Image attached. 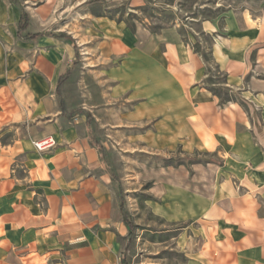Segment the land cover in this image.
<instances>
[{
    "label": "crops",
    "instance_id": "obj_1",
    "mask_svg": "<svg viewBox=\"0 0 264 264\" xmlns=\"http://www.w3.org/2000/svg\"><path fill=\"white\" fill-rule=\"evenodd\" d=\"M60 1L19 0L28 15L19 33L20 7L0 0V264H118L126 249L86 117L59 107V79L80 54L49 35L64 34L49 29ZM222 22L200 25L213 37L211 57L226 87L246 108L219 103L207 65L176 28L131 32L97 18L82 42L105 63L107 110L122 103L116 123L143 128L136 140L158 156L180 148L216 159L160 166L153 180L154 197L168 202L161 216L191 231L183 242L193 264H264V16L228 12ZM48 139L53 147L35 148Z\"/></svg>",
    "mask_w": 264,
    "mask_h": 264
},
{
    "label": "rangeland",
    "instance_id": "obj_2",
    "mask_svg": "<svg viewBox=\"0 0 264 264\" xmlns=\"http://www.w3.org/2000/svg\"><path fill=\"white\" fill-rule=\"evenodd\" d=\"M228 12L239 19L243 13L253 19L261 18L264 16V0H63L51 15L49 29L70 35L75 50L78 52L80 49L77 64L60 83L64 108L69 113L85 109L93 116L95 124L92 134L103 147L109 169L116 177L114 191L116 193L119 189L122 193L137 227L134 242L119 255L118 264H123L121 259L125 264H193L183 242L184 236L191 234V231L185 223L174 224L165 220L161 215L169 211L168 202L155 198L151 192L157 169L163 164L156 157L175 160L191 156L185 155L180 148L171 155L162 153L158 156V153L136 140L143 128L139 130L138 125L125 127L116 123L120 119L116 116L120 117L122 113V103L119 101L114 104L113 110H107L111 83L106 79L105 63L98 62L99 58L84 45L87 42L82 41H85V35L91 29L96 28L92 23L97 18L124 24L130 31L131 27H134L133 31L136 27H144L151 33L153 30L160 33L164 29L176 28L184 41L192 46L198 44L210 55L211 69L210 72L207 70V77L209 82L216 85L214 87L224 93L225 74L215 66L210 52L213 37L203 33L200 24L212 19L222 24ZM7 29L10 30L9 27ZM227 93L241 99L236 91ZM56 102L58 104V99ZM113 123L117 125H111ZM194 154L201 159L212 158L201 152ZM161 174L168 177L163 171Z\"/></svg>",
    "mask_w": 264,
    "mask_h": 264
},
{
    "label": "trees",
    "instance_id": "obj_3",
    "mask_svg": "<svg viewBox=\"0 0 264 264\" xmlns=\"http://www.w3.org/2000/svg\"><path fill=\"white\" fill-rule=\"evenodd\" d=\"M8 2L11 5H15V6H19V0H8ZM210 16V15H208ZM210 18H213L210 16ZM28 25V15L23 11V9L20 7V16H19V21H18V32L19 33H23L25 32L26 28ZM134 30V27H131V31ZM152 33H157L156 30H153ZM182 34V33H181ZM41 34H26L25 38L27 39H34L38 36H40ZM49 35L61 38V39H66L69 40L70 42L73 43V39L68 36V35H64L61 33H49ZM184 35V34H182ZM193 49L196 53H198L203 61L205 62V64L207 65V70L210 72V65H209V60H210V55L208 56L201 48L198 44H195L193 46ZM67 75V72H65L59 79V84L57 86V95L59 93V85L62 82V80L65 78V76ZM206 83L210 86L211 88V92L213 93V95L217 96L219 99V103L223 104L226 103L228 101H235L238 102L243 108H245L244 103L242 102V100L239 98H233L231 96L228 95L227 92H231L232 90L228 87H226V75L224 76V82H223V86L224 88H226V92H221L219 89H217L214 83L209 82V77H207L206 79ZM59 107L60 109L63 111V103L60 101L59 102ZM78 113H81L83 115H85L86 117V123H87V127L89 129V138L92 141L93 146L96 148V150L98 151L99 154V158L101 160V162L103 163L107 173L110 175L111 181L112 183L116 182V177L113 174V172L109 169L105 154H104V149L103 147L96 141V139L93 137L92 134V126L95 124L94 119L92 117V115L90 114V112L80 109L77 111ZM157 159L161 160L163 162V164H161L162 166H167V165H173V166H177V165H184L185 167L189 168L190 164L193 163H217L215 160H213L212 158H208V159H201L199 157H197V154H194L191 157H184L182 159H173V158H161V157H156ZM178 160V161H177ZM173 161V162H171ZM116 196L118 199V204H119V210L122 216V222L125 225L126 229H127V244H126V250L132 245V243L135 240V231L137 229L136 225L133 223L132 217L130 216L127 207H126V203L124 201V198L122 196V193L120 192L119 189H117L116 191ZM122 263L125 264V261L123 259H121Z\"/></svg>",
    "mask_w": 264,
    "mask_h": 264
},
{
    "label": "built area",
    "instance_id": "obj_4",
    "mask_svg": "<svg viewBox=\"0 0 264 264\" xmlns=\"http://www.w3.org/2000/svg\"><path fill=\"white\" fill-rule=\"evenodd\" d=\"M35 146L37 149L43 150V149H47V148L54 146V142L53 140L48 139V140H44L42 142L36 143Z\"/></svg>",
    "mask_w": 264,
    "mask_h": 264
}]
</instances>
